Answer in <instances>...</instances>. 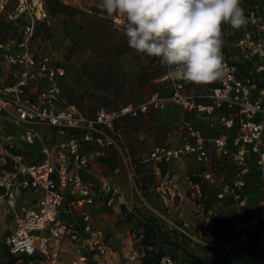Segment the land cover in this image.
Returning <instances> with one entry per match:
<instances>
[{
	"label": "built area",
	"instance_id": "built-area-1",
	"mask_svg": "<svg viewBox=\"0 0 264 264\" xmlns=\"http://www.w3.org/2000/svg\"><path fill=\"white\" fill-rule=\"evenodd\" d=\"M34 3L17 0L5 18L11 26L22 24L19 38L0 36V187L3 188L0 200L11 208L14 220L12 229L0 238V243L14 264H143L144 250L130 248L123 258L116 256L106 234L100 226L93 225L87 211L81 212V224L62 217V211L71 213L78 206L92 204L98 196L112 207L123 204L124 197L119 187L107 179L94 190L92 183L83 178L82 171L86 170L91 154L79 150L76 136L69 135L46 145L44 134L55 131L59 135L77 129L82 131L84 140L103 141L120 148L114 136L119 116L163 110L171 104L192 114L193 121L185 124L186 131L176 145L153 144L142 159L170 164L174 159L193 158L199 168L205 167L199 172L212 186L217 199L232 198L239 207L247 205L243 189L247 174L251 173L262 198L250 215L236 222L232 228L234 236L226 245L232 252L239 246L247 249L250 245L264 250V87H259L249 74L240 73L236 63L223 55V79L201 92H193L191 82L169 79L168 68L163 66L162 89L151 91L140 101L128 102L118 111L100 108L93 118L86 117L62 98L65 67L53 60L50 51L32 46L36 22L46 15L42 2ZM252 23L255 31L245 29L236 46L244 55L249 51L258 56L253 66L261 75L264 15L257 22L253 17ZM37 145L43 157L29 161L28 157L36 155ZM223 162L235 168L228 182L217 180L211 169L215 163ZM133 169L131 165L130 171ZM164 178L174 185L178 175L166 173ZM27 188L39 193L36 207L18 205L19 190ZM72 196L69 208L62 210L63 201ZM187 196L198 208H204L198 182L189 181ZM205 210L212 213V208ZM201 236L213 240L207 226ZM65 251L76 255L63 262ZM255 260L264 264V254ZM156 264L178 263L165 254Z\"/></svg>",
	"mask_w": 264,
	"mask_h": 264
},
{
	"label": "rangeland",
	"instance_id": "rangeland-1",
	"mask_svg": "<svg viewBox=\"0 0 264 264\" xmlns=\"http://www.w3.org/2000/svg\"><path fill=\"white\" fill-rule=\"evenodd\" d=\"M34 1L37 0H33V3ZM39 1L42 2L46 15L36 22L32 46L50 51L53 60L65 67L66 74L61 86L62 98L66 104L75 105L82 115L93 118L100 108L109 112L118 111L120 106L140 101L151 91L163 88L165 82L160 79L164 73L163 66L158 58H142L128 46L123 31V17H108L96 7L98 0H59L67 7L54 14L47 10L45 0ZM16 2L17 0H0L1 37H20L22 24L11 26L5 19ZM241 7L247 23L239 30L227 23L222 24V54L232 62L239 63L241 71L249 74L252 80L264 84V71L259 75L251 61L258 62V56L249 51L248 55H244L236 46L237 38L245 29L255 31L252 18L257 22L258 17L264 15V0H242ZM214 83L192 84L191 89L198 93ZM193 117L172 104L163 110L119 116L114 124V136L120 148L106 145L103 141L98 143L84 140L82 131L77 129H68L66 133L59 135L55 131L44 134L46 145L66 139L69 135L76 136L80 144L79 150L91 154L86 170L82 171L83 178L92 183L94 190L98 189L103 179H107L120 185L125 196V203L116 207L107 206L98 196L92 204L78 206L71 213L62 211V217L74 224H81V212L90 213L92 222L102 228L109 247L120 258L130 248L138 251L148 248L152 250L148 253L151 257L167 254L174 257L178 264H214L223 260L230 264H258L255 259L264 254L259 246L250 245L247 249L237 247L231 255L224 247L228 234L232 233L234 236V231L230 230L234 226L230 225L238 215L232 200L217 205L214 215L217 226H213L215 239L210 241L201 236L204 223L201 224L196 219L190 203L184 199L181 202L178 195L167 197L169 193L162 182L165 181V174L172 172L180 173V179L176 183L180 189L189 185L188 181L195 180L199 183L200 191L209 195L211 185H207L199 170L189 169L185 173L173 162L166 164L143 160L153 144L176 142L181 138L186 131L185 124L192 122ZM36 148V155L28 157L29 161L33 157L37 161L43 157L39 145ZM130 158L136 159V162H131ZM183 164L185 166L188 163ZM131 165L134 166L133 171H130ZM199 169L203 170L205 167ZM211 169L215 176L225 175L222 182L230 181L235 171L230 163L225 162L212 166ZM93 171L101 178L94 177ZM161 184L165 192L159 188ZM210 197L212 195L207 198ZM38 198L37 190L27 188L20 190L17 200L21 205L33 207ZM73 198H66L61 209L67 210ZM11 218L12 210L0 201V226H4L0 227V238L9 232ZM147 241L150 245H146ZM215 243L219 246L213 247ZM0 264H14L1 243Z\"/></svg>",
	"mask_w": 264,
	"mask_h": 264
},
{
	"label": "clouds",
	"instance_id": "clouds-1",
	"mask_svg": "<svg viewBox=\"0 0 264 264\" xmlns=\"http://www.w3.org/2000/svg\"><path fill=\"white\" fill-rule=\"evenodd\" d=\"M242 0H98L108 17L124 18L128 46L158 58L173 81L204 85L223 79L221 26L246 25Z\"/></svg>",
	"mask_w": 264,
	"mask_h": 264
},
{
	"label": "crops",
	"instance_id": "crops-1",
	"mask_svg": "<svg viewBox=\"0 0 264 264\" xmlns=\"http://www.w3.org/2000/svg\"><path fill=\"white\" fill-rule=\"evenodd\" d=\"M175 106V105H174ZM181 118V117H180ZM206 134L208 133V132H205ZM177 142L178 141H176V142H170V144H173V145H176L177 144ZM134 148L132 147L131 148V150H133ZM150 149V148H149ZM129 150H128V148H127V152H128ZM147 152H148V150H147ZM146 152V153H147ZM129 153V152H128ZM130 157V156H129ZM141 157H143L142 155H141ZM141 157L139 158V160L138 161H140V159H141ZM131 159V162H136V159H132V158H130ZM171 162H173V163H175V165H177L178 166V168H180L181 169V171L182 172H187L189 169H193V171H197V170H199V165L197 164V162L193 159V158H190V157H188V158H186V159H183V160H172ZM185 162H187L188 164H186L185 166H183L184 164L183 163H185ZM217 164L215 163L214 164V167L216 166ZM182 167H184V168H182ZM234 167V166H233ZM88 171H90V169H88ZM93 173V175H94V177H96V178H101V176H99L98 175V173L97 172H92ZM177 173V175H178V179H177V182L176 183H178V180L180 179V173H178V172H176ZM253 175L251 174V173H248L247 174V179H248V181H247V184H246V186L244 187V189H243V193H244V195H245V197H246V201H247V205H245L244 207H239V205H238V203L236 202V201H234L232 198H229V197H226V198H224V199H221V200H214L213 202H212V204H211V208H212V213H208L205 209L206 208H202V209H200V208H198L197 207V205L192 201V200H190L189 198H188V196H187V193H188V188H189V185H187L186 184V186H185V188H183V189H180L177 185H176V183L174 184V185H172V184H168V183H166V181H163L162 183L163 184H165V188L168 190V193H171V194H169V196H167V197H170V198H173L172 197V194H173V196L174 195H178L179 197H180V201L182 202L183 201V199L184 200H187L189 203H190V205H191V209H192V213L194 214L195 213V217H196V219H199V223L201 222V224H203L204 226H207V227H209L210 229H211V231H212V234H213V240L215 239V235H214V227L215 226H217L216 225V220L214 219V215L216 214V210L218 209V204H223V202L224 201H227V200H232L231 202H233L232 204H234L235 206H236V208H237V210H238V215L236 216V217H234V222L230 225V226H235L236 225V222L237 221H239V220H244L248 215H250V213L255 209V207L257 206V204H258V202L260 201V199L262 198V192L260 191V189H259V187H258V183L257 182H255V181H253V177H252ZM216 177V179L218 180H220V181H222V179H225L226 177H225V175H217V176H215ZM186 178H187V175H186ZM205 181H206V183H207V185H209V183H208V181L205 179ZM194 182H196V181H194ZM188 183H189V181H188ZM117 185V184H116ZM170 185H172L173 186V188H171V186ZM118 187H119V189H120V191H121V193H122V195L124 196V193H123V189H121V187H120V185H117ZM163 186H162V184H161V190L164 188ZM211 189L213 190V188H212V186H211ZM21 190V189H20ZM20 190H19V195H20ZM163 192H165V190L163 189ZM201 193H203V192H201ZM19 195L17 196V198L19 197ZM202 196L204 197V198H206L207 197V195H205V194H202ZM202 197V198H203ZM1 201V200H0ZM18 201V205L19 206H21V207H28V206H26V205H21L20 203H19V199L17 200ZM3 202V201H2ZM3 203H5V202H3ZM124 203H125V196H124ZM6 204V203H5ZM7 205V204H6ZM33 207H36V203L33 205ZM11 209V208H10ZM14 220H13V213H12V218H11V226H10V229H9V231L12 229V227H13V222ZM6 223V222H5ZM184 224H186L185 222H184ZM5 225V224H4ZM93 225L94 226H96L95 224H94V222H93ZM214 226V227H213ZM0 227H4V226H0ZM231 229L230 230H232V228L233 227H230ZM257 228L254 230V232L253 233H256L257 232ZM203 231V230H202ZM229 236H228V240L226 241V242H224V247L227 249V251H228V253H230V255L232 254V251H231V248H228L227 247V245H226V243L228 242V241H230L231 239H232V233L231 234H228ZM231 236V237H230ZM212 240V241H213ZM211 241V240H210ZM217 246H219V244H217V243H215L214 244V246L213 247H217ZM239 247H241V246H239ZM237 249V248H236ZM235 249V250H236ZM241 249V248H240ZM234 250V251H235ZM239 250V249H238ZM210 253L208 252V255H209ZM237 254V253H236ZM235 254V255H236ZM76 254H75V252H73V251H65V252H62V261L63 262H67V261H69L70 259H72L74 256H75ZM223 261H226V260H223ZM222 262V261H221Z\"/></svg>",
	"mask_w": 264,
	"mask_h": 264
},
{
	"label": "trees",
	"instance_id": "trees-1",
	"mask_svg": "<svg viewBox=\"0 0 264 264\" xmlns=\"http://www.w3.org/2000/svg\"><path fill=\"white\" fill-rule=\"evenodd\" d=\"M45 4L47 6V10L49 11L50 14H54L56 12H62L64 11V9L67 7L66 4L60 2L59 0H45ZM252 61V65H254V60H251ZM234 64L236 63L237 67H238V71L240 73H243V74H246V72H242L241 71V68H240V64L237 63V62H233ZM254 67V66H253ZM256 82V81H255ZM258 83V86L259 87H264V84H261L259 82ZM195 181V180H194ZM3 191V188L0 187V192ZM202 192V191H201ZM204 194V193H202ZM212 195V197L210 198H207L208 196ZM207 199L206 198H201V202L203 203L204 205V208L208 209V208H211V204L214 200H218L217 199V196L214 192V190L211 189V193L209 195H207ZM206 199V200H205ZM207 201V202H206ZM146 245H150V243L147 241L146 242ZM152 250L150 249H146L144 250V255L142 256L141 260H142V263L143 264H156L158 262V259L161 257L160 255H157V256H154V257H151L150 255H148V253H150ZM230 254V253H229ZM216 264V263H214Z\"/></svg>",
	"mask_w": 264,
	"mask_h": 264
}]
</instances>
